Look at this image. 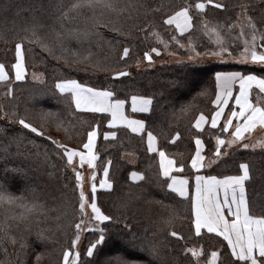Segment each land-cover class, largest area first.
I'll return each mask as SVG.
<instances>
[{
	"label": "trees",
	"instance_id": "trees-1",
	"mask_svg": "<svg viewBox=\"0 0 264 264\" xmlns=\"http://www.w3.org/2000/svg\"><path fill=\"white\" fill-rule=\"evenodd\" d=\"M122 2L134 7L122 13V23L118 24L122 32H117L110 27L94 26L97 20L109 18L106 11L101 14L97 10L93 16L88 9H72L71 5L77 0H0V63L6 65V71L11 68L15 63V44L23 39L25 68L23 80H15L12 70L10 81H0V107L3 108L0 111V184L27 202L35 196L42 206L32 218L27 235H22V226L12 229L17 243L0 236V261L4 264L9 261L11 264H62L65 249L74 254L71 241L75 238V223L80 219L79 190L64 147L83 151L87 134L93 128L97 132L96 176L100 178L104 174L103 169L111 160L109 180L113 183L112 190H97V205L112 220L101 222L99 229L84 234L77 264H106L107 261L112 264H149L150 261L152 264H199L186 248L200 250L203 263L214 250L221 253L217 264L231 258L221 237L204 231L197 235L190 198L179 197L168 189L167 179L160 175L156 155L147 150L144 135L117 128L116 136L105 140L103 135L110 130L106 126L107 116L76 111L70 95L59 93L56 84L75 79L87 87L111 91L114 99L125 102L133 95L150 98V112L137 116L144 120L146 132L151 131L156 137L158 149L165 151L176 166L184 165L176 174L191 179L195 174L190 166L194 139H201L204 159L209 161L214 158L216 138L225 136L222 124L217 128L206 125L202 130L194 127L199 114L209 118L214 111V74L239 71L264 78V68L230 62L226 56L217 62L185 60L152 68L137 66L146 62L145 53L149 54L153 48L161 56L165 51L163 43L167 45V52H176L182 58L187 54L186 48H180L182 45L188 47V52L191 48L193 53L202 55L215 51L218 45L213 37L204 33L205 25L217 30L235 56L241 48L240 39L236 37V29L227 26L236 27L239 19L248 23L238 16L242 6L247 4L249 14L258 25L256 38L261 43L264 6L261 0ZM197 2L205 4L203 12L195 9ZM215 3L224 4L226 8H216ZM5 5L11 7L5 10ZM184 6H191L192 27L181 34L164 20ZM65 11L71 19H61ZM33 18L40 25L36 36L25 30ZM42 44L47 45V50ZM125 47L129 48L128 56H123ZM93 64L101 67H93ZM117 72L127 75L116 76ZM189 79L196 81L183 93L173 96L174 92L185 88ZM9 83L13 88L11 97L6 95ZM250 98L253 103H264V95L256 89L251 91ZM21 117L43 135L24 129L18 123ZM245 162L252 166V176L258 184L264 173V148L234 150L200 173L217 177L237 175L239 165ZM133 171L146 179L131 181L129 174ZM6 208L9 215L24 211L0 206V220ZM252 213L262 215L264 208L253 206ZM100 229L105 239L95 255L88 257L87 249L99 239ZM173 231L177 236L170 234ZM38 232H43L42 238H38ZM21 239L25 242L23 248ZM152 247L160 254L158 260L154 261L149 255ZM71 259L72 256L70 264Z\"/></svg>",
	"mask_w": 264,
	"mask_h": 264
},
{
	"label": "snow or ice",
	"instance_id": "snow-or-ice-1",
	"mask_svg": "<svg viewBox=\"0 0 264 264\" xmlns=\"http://www.w3.org/2000/svg\"><path fill=\"white\" fill-rule=\"evenodd\" d=\"M208 3H213V0H207ZM261 5L264 6V0H261ZM5 10L10 8L11 5H5ZM74 10L88 9L96 15L97 10H100L101 14L105 11L109 13V18L106 20H97L95 27L104 26L110 27L113 31L122 32V29L118 27V24L122 23V13L132 9L134 6L131 4L123 3L122 0H77V3L71 5ZM190 7H181L178 11H175L168 16L164 23L167 25H172L175 23L176 29L183 34L188 28L192 27L190 15ZM195 9L199 12H203L205 4L197 2L194 5ZM216 8H226V5L221 3H215ZM249 5L245 4L242 6L241 13L238 14L248 21V29L251 32V41L245 40V46L241 50L239 57H234L239 61L244 63H261L264 64V53H257L256 50V37L258 31V25L253 16L248 12ZM56 10L59 11V5L56 6ZM82 14V13H81ZM114 17V19H113ZM69 18L68 12H62L61 19ZM180 18H183V25L179 22ZM40 27L36 18H33L30 26L26 28V31H31L32 36L37 35L36 29ZM208 26L205 25V28ZM229 29L235 27V25L230 24L227 26ZM216 32V29H212ZM241 35H246L243 31ZM261 44H264V32L260 33ZM173 39H177L173 37ZM216 43L218 45V51H212L203 53L206 55L219 56L221 59H225V53L228 56H232V52L225 45L223 38L217 33ZM23 39L15 44V63L11 65V68L6 71V65L0 63V81H10L11 71H15V79H23V51H22ZM189 45L191 46V40H189ZM47 50V45L42 44ZM183 46V45H182ZM195 51L194 48H192ZM153 52H157L156 48L152 49ZM129 55V48L125 47L123 50V56ZM196 55H202V53L197 52ZM123 59V57H122ZM145 59L151 60V56L146 52ZM189 59H194L193 56H189ZM88 63L90 60L85 58ZM93 67H101L99 64H93ZM116 76H125L126 72H117ZM216 82V100L213 103L218 105L227 104V98L232 95V85L239 82L240 92L236 96V104L239 105V111L235 109L228 116L227 120L223 124L222 131L227 133L230 126L233 125V118H235V130L231 132V140L227 142L221 139L219 136L216 138V149L213 159L208 161L209 164L215 162L216 158L224 155L222 151V146L225 143L230 147L232 144L242 141L245 133L251 132L257 127V125L264 127V103L256 102L253 103L249 100V90L252 85L255 84L259 89L260 93H264V78H258L254 74L243 75L240 72H217L215 74ZM56 88L61 92L71 93L72 100L75 103L77 109L86 108L91 112H108L111 114L112 119L108 122L109 126L114 125L117 121L124 123L132 132L137 133L144 130L145 124L142 120L128 119L123 114V109L125 101L121 99H110L113 97V92L108 90H97L95 88L87 87L78 83L75 79L63 80L56 84ZM13 94V88L11 83L7 85L6 95L11 97ZM223 96V100L221 97ZM152 100L150 98H145L143 96L133 95L131 96V108L133 112H150V105ZM0 111L3 108L0 107ZM223 107H220V111L214 113L212 117V127L215 128L217 125V119L220 117ZM5 116L8 115L7 112L4 113ZM205 116L201 114L195 122V127L199 129L201 123L205 121ZM242 121V122H241ZM18 123L24 128L28 129L36 135H43V132L34 126L31 122H27L24 118H19ZM97 132L93 128L88 132V142L84 144V148L89 150V167L93 166V161L95 156L91 154V150L94 145ZM177 135H179L177 133ZM115 132H106L104 134L105 140L109 137H115ZM49 139H51L49 137ZM156 137L151 131L147 133L148 151H154V141ZM53 143H57L53 141ZM196 152L195 155L191 157V167L193 169H198L203 167L204 157L201 155L202 152V141L197 138L195 140ZM58 147H64L63 145H57ZM243 148L247 149L250 145L244 143L241 145ZM254 147V146H253ZM264 147V145H262ZM159 151L160 158V175L167 177L171 182L167 183L168 189L172 192L177 193L180 197H188L189 185L187 179H177L174 176H170L171 171L175 166V161L169 159L166 156L165 151ZM64 154L67 157L69 164L72 163L73 156L78 153L75 150H69L64 147ZM84 157L81 155V162H83ZM111 160L105 165L104 179L100 180L99 187L101 189H113V183L109 180V165ZM183 164L180 165L182 169ZM241 174L236 176H227L224 179H217L215 176H202L197 174L195 176V190L191 194V207L192 214L194 216V227L197 235L200 234L202 228H206L208 233H215L217 236L223 238L227 242V250H230V259L223 262V264H264V214L254 215L252 213L253 206L259 205L264 208V173L260 176V182L256 184L254 182L255 178L252 176V166L245 162L239 165ZM179 170V169H178ZM76 188L79 190V213L80 219L75 223L76 232L74 233L75 238L71 241V246L73 249L76 248L77 242L79 241V234L82 228H87L84 220V214L86 208H90L92 215L89 221L95 220L99 222L112 220L111 216L102 213L101 209L97 205V185L95 184V173L92 175V187L91 194L86 195L83 185H82V174L76 172ZM131 178L133 180H145L146 177L137 172L131 173ZM251 185V187L249 186ZM224 193L223 201L219 199V192ZM7 205L9 208H21L24 211L19 213L8 214V208L5 209V215L2 220H0V236L7 237L11 240L13 244L17 243L15 236L11 234L12 229H20L23 227L24 231L22 235H27L31 230V220L36 213L41 211V205L34 196L31 202L25 201L22 197L15 196L11 191L0 184V206ZM226 216L232 217L231 220L226 219ZM99 239L95 243H91L87 249V256L93 257L99 245L102 244L105 237L103 234V229H100ZM172 236H177L175 231L170 233ZM38 238L43 237V232L37 233ZM20 246L23 248L25 242L23 239L20 241ZM191 252L193 257H198L202 255L201 252L196 249H185ZM5 255L7 253L5 252ZM70 255L72 256L71 264H77L80 254L76 252L74 254L70 253L68 249L63 251V264H70ZM149 255L153 260L159 259V252L152 247L149 250ZM221 253L218 250L211 252L210 257L207 259L206 264H217V260ZM40 257L37 256V261ZM0 264H4L0 261ZM9 264L11 262L9 261ZM106 264H112L111 261H107ZM123 264V262H121ZM152 264V261L149 262Z\"/></svg>",
	"mask_w": 264,
	"mask_h": 264
},
{
	"label": "crops",
	"instance_id": "crops-1",
	"mask_svg": "<svg viewBox=\"0 0 264 264\" xmlns=\"http://www.w3.org/2000/svg\"><path fill=\"white\" fill-rule=\"evenodd\" d=\"M179 22L183 25V18H180ZM172 26H174V28L176 29V25H175V23L172 24ZM189 29H190V28H188L186 31H188ZM176 30H177V29H176ZM186 31H185V32H186ZM177 32H178V33H181L179 30H177ZM183 33H184V32H183ZM23 67H24V64H23ZM13 72H14V79H15V71L13 70ZM225 72H239V71H225ZM216 73H217V72H216ZM216 73H215V74H216ZM240 73H241V72H240ZM215 74H214V79H215ZM241 74H242V73H241ZM243 75H249V74H243ZM24 77H25V68H24V71H23V79H24ZM257 77H258V76H257ZM258 78H261V77H258ZM23 79H21V80H23ZM15 80H16V79H15ZM21 80H18V81H21ZM215 86H216V82H215ZM253 89H256V90L259 91V89L256 87V85L253 84L252 87H251V89L249 90V100H250V101H251V98H250V96H251V91H252ZM57 90H58V89H57ZM97 90H99V89H97ZM231 90H232V95L229 96V97L227 98V104L218 105V104L213 103V105H214V111H213V113L211 114V116H210L209 118H207V117L205 116L206 119H205V121H203V122L201 123V127H200L199 129H197V128L195 127V122H196V120L198 119V117H199L201 114H199V115L196 117V119H195V121H194V127H195L197 130H202L206 125H209L210 127H212V124H211L212 117H213V115H214L215 112L220 111V107H221V106L223 107V111L221 112L220 117L217 119V125H216L215 128H217L220 124L223 125V124L225 123V121L227 120L228 116L231 114V112H232L234 109H235L237 112L239 111V105L236 104V96H237V95L239 94V92H240L239 82H236L235 84H233ZM101 91H104V90H101ZM58 92L61 93L59 90H58ZM216 93H217V88H216V92H215V96H214V100H213V101L216 100ZM61 94H68V95H70L71 100H72L71 93H69V92H65V93H61ZM261 94L264 95V93H261ZM145 98H146V97H145ZM110 99L115 100L113 97H111ZM221 99L223 100V96L221 97ZM251 102H252V101H251ZM72 103H73V106H74L75 110L78 111V112H82V113H94V112L88 111L86 108L77 109L73 100H72ZM150 109H151V105H150ZM147 113H149V112H145V113H142V112H133V111H132V108H131V97L129 98V100H128L127 102H125L124 109H123V114H124V116H125L126 118H128V119H134V120H142V119L139 118L137 115H139V114H143V115H145V114H147ZM96 114H102V115H106V116H107L108 120H107L106 126L110 129L108 132H114V130L117 129V128H124V129L128 130L129 132H131L132 134H135V135H144V136H145L146 147H147V150H148V142H147V133H148V132H146L145 127H144V130H143V131H141V132H137V133H134V132L131 131L130 128H128L124 123H122V122H120V121H117L114 125L109 126V123H108V122L112 119V116H111L110 113H108V112H103V113H101V112H96ZM142 121H144V120H142ZM241 122H242V121H241ZM235 123H236L235 118H233V125L230 126L229 131H228L227 133L223 132L225 136H224V137H221V139H224L226 142H227L228 140H231V139H232V137H231V132L235 130ZM144 124H145V122H144ZM212 128H213V127H212ZM105 133H106V132H105ZM105 133H104V134H105ZM244 136H245V138H244L242 141H239V142H237V143H234V144H232L230 147L228 146L227 143H225V145L222 146V151L224 152V155L220 156L219 158H216L214 163H216L220 158H223V157L227 156L229 153H231V152L234 151V150H241V149H243V150H255V149H262V148H264V147H262V145H264V127H261V126L257 125V127H256L255 129H253L251 132L245 133ZM103 137H104V135H103ZM112 138H113V137H109L108 139H112ZM196 139H197V138L194 139V153H193V156L195 155V152H196V144H195V140H196ZM200 140H201V139H200ZM96 141H97V135H96V138H95V141H94L93 148H92V150H91V154H92V155H95V153H94V149H95ZM87 142H88V134H87V138H86V142H85V144H86ZM244 143L250 145V147L247 148V149L243 148L241 145L244 144ZM215 144H216V140H215ZM253 146H254V147H253ZM153 147H154L155 150L152 151V152H150V153L156 155L157 160H158V164H159V168H160V158H159V151H158L159 149H158L157 140L154 141V145H153ZM203 150H204V145H203V143H202V152H201V155L204 157V155H203ZM83 152H84L85 154H89V150H88V149H85L84 146H83ZM148 152H149V151H148ZM214 155H215V154H214ZM166 156H167V155H166ZM167 157H168V156H167ZM168 158H169V159H172V158H170V157H168ZM172 160H173V159H172ZM214 163H212V164H214ZM212 164H209L208 161H205V159H204V161H203V165H204V166H203V167H199L198 169H193V168L191 167V168L193 169V171L195 172L194 176H193L191 179H189L188 177H184V176H180V175L176 174V172L180 171L181 168L178 167V166H176V164H175L173 170H172L171 173H170V176H174V177H176L177 179H187V181H188V185H189V193H190V195H189L188 197L190 198V197H191V194H192V193L194 192V190H195V176H196L197 174L202 175V176H206V175H204V174H201L200 171H201L203 168H206V169L209 168ZM190 166H191V161H190ZM178 169H179V170H178ZM133 172H135V171H133ZM131 173H132V172H130V174H129V177H130V180H131V181H133V182H138V181H140V180H133V179L131 178ZM137 173H138V172H137ZM240 174H241V171H240L239 174H237V175H240ZM230 176H236V175H230ZM163 177H164V176H163ZM215 177H216L217 179L222 180V179H224V178L227 177V176H223V177H217V176H215ZM164 178H166L168 182H171L167 177H164ZM169 190H170V189H169ZM170 191H171V190H170ZM173 193H175V192H173ZM175 194L178 195L177 193H175ZM178 196H179V195H178ZM179 197H180V196H179ZM188 197H182V198H188ZM223 198H224V193L221 191V192H219V199H220L221 201H223ZM190 200H191V198H190ZM192 215H193V214H192ZM226 219L231 220L232 217L226 216ZM193 221H194V216H193ZM193 225H194V223H193ZM194 230H195V227H194ZM202 231L207 232V229H206V228H202V229H201V232H202ZM195 232H196V231H195ZM212 234H215V233H212ZM215 235H216V234H215ZM219 237H220V236H219ZM221 238H222V237H221ZM222 239H223V238H222ZM225 242H226V241H225ZM226 244H227V242H226Z\"/></svg>",
	"mask_w": 264,
	"mask_h": 264
},
{
	"label": "rangeland",
	"instance_id": "rangeland-1",
	"mask_svg": "<svg viewBox=\"0 0 264 264\" xmlns=\"http://www.w3.org/2000/svg\"><path fill=\"white\" fill-rule=\"evenodd\" d=\"M242 21H243L242 19H239L238 23L236 24V27H234L237 31L236 37H238L240 39V43H241L240 47L241 48H240L239 52L235 54V56L233 54H232V56H228L226 53H225V56L227 57V60L230 62L234 61V62H236L238 64H242V65H254L257 67H263L264 68V64H261V63H255V64L244 63V62L239 61L238 59L234 58V57H239L241 50L245 46V40L247 39L249 42L251 41V32L247 27L248 23L242 22ZM207 26L208 27L205 28L204 33L213 37V40L216 42L217 33H218L217 30H216V32H213L212 29H215V28L211 25H207ZM242 31L246 35H241ZM162 46L165 49V51L161 56H159V54H157V52H153V51L149 52V55L151 56V60L150 61L146 60V62H144L143 64H139L137 66V68H142V67L152 68V67H155L156 65L161 64V63H171V62H176V61L177 62H185V60L187 62H193V63L217 62V61L221 60V58L219 56H215V55H206V54L196 55V53H193L191 51V48H189V52H188V47H186V46L180 47V48H186L187 49V54L185 55L186 57L182 58L176 52L175 53L167 52L166 51V47H167L166 43H163ZM218 50H219V48H217L215 51H218ZM256 50H257L258 54L264 53V44L258 43V38H256ZM189 56H193L194 59H189ZM195 81H196V79H189L188 83H186L187 85L185 86V88L184 87L180 88L178 91L173 93V96H177L178 94L183 93L184 90L188 89L189 86H191L193 83H195ZM69 150H72V149H69ZM75 152L78 154L73 156L72 163L69 164V167L75 173V176H76V172H80L82 174V178H83L82 179V185H83V189H84L86 195H89V193L91 194V187H92V183H93V180L91 178H92L93 173H95V177H96L94 182L97 185V190H107L108 191V189H101L99 187L100 180L104 179L105 177H104V174H102L100 176V178H97V176H96L95 162H96L97 156L94 155L96 158L93 161V166L89 167V165H88L89 154H85L83 151H77V150H75ZM81 155H83V157H84L83 162H81ZM91 215H92L91 209L86 208V211L84 214V220H85V223L87 225V228L86 229L82 228V230L80 231V234H79L80 238H79V241L77 242L76 248L74 249V253H76L80 250V248L82 246L84 234L87 231H90L93 229H99V225L101 222L95 221V220L89 221V218L91 217ZM197 251L200 252V250H197ZM70 253H72V251H70ZM70 257H71V255H70ZM194 258L198 261L199 264H206V263H203L201 261V255L198 257H194ZM62 264H63V262H62Z\"/></svg>",
	"mask_w": 264,
	"mask_h": 264
}]
</instances>
